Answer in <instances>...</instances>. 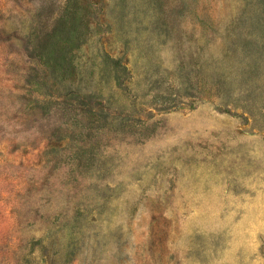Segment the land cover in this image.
Listing matches in <instances>:
<instances>
[{"label": "rangeland", "instance_id": "rangeland-1", "mask_svg": "<svg viewBox=\"0 0 264 264\" xmlns=\"http://www.w3.org/2000/svg\"><path fill=\"white\" fill-rule=\"evenodd\" d=\"M0 264H264V0H0Z\"/></svg>", "mask_w": 264, "mask_h": 264}]
</instances>
